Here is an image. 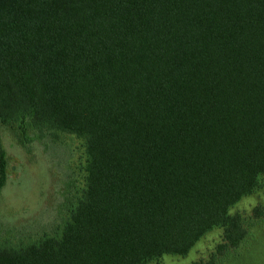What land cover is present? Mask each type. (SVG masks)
I'll list each match as a JSON object with an SVG mask.
<instances>
[{"label": "trees", "instance_id": "obj_1", "mask_svg": "<svg viewBox=\"0 0 264 264\" xmlns=\"http://www.w3.org/2000/svg\"><path fill=\"white\" fill-rule=\"evenodd\" d=\"M0 123L85 153L61 224H0V264H147L215 227L222 264H264L230 213L264 174V0H0Z\"/></svg>", "mask_w": 264, "mask_h": 264}, {"label": "rangeland", "instance_id": "obj_2", "mask_svg": "<svg viewBox=\"0 0 264 264\" xmlns=\"http://www.w3.org/2000/svg\"><path fill=\"white\" fill-rule=\"evenodd\" d=\"M0 142L7 159V179L0 190V224L10 223L29 232L36 239L43 231L51 232L66 217L61 203L73 185L83 184L85 153L83 140L56 132V138H42L27 124L0 123ZM255 207L261 213L253 216ZM231 214L258 223L264 234V174L258 177L253 192L230 208ZM27 238H23L26 241ZM222 229L215 227L203 235L184 256L163 255L147 264H209L221 243ZM214 264V263H212Z\"/></svg>", "mask_w": 264, "mask_h": 264}]
</instances>
